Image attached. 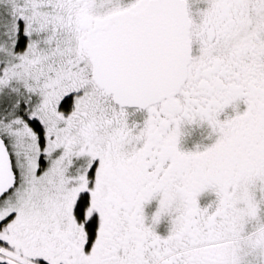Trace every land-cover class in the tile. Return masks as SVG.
<instances>
[{
	"label": "snow or ice",
	"instance_id": "6c2138e0",
	"mask_svg": "<svg viewBox=\"0 0 264 264\" xmlns=\"http://www.w3.org/2000/svg\"><path fill=\"white\" fill-rule=\"evenodd\" d=\"M0 264H264V0H0Z\"/></svg>",
	"mask_w": 264,
	"mask_h": 264
}]
</instances>
